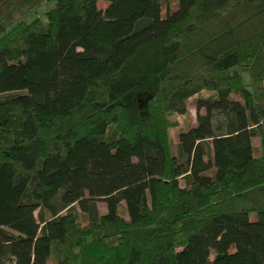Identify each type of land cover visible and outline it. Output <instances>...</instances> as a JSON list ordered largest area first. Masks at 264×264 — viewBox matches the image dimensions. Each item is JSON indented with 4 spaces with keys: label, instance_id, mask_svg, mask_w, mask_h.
Segmentation results:
<instances>
[{
    "label": "trees",
    "instance_id": "1",
    "mask_svg": "<svg viewBox=\"0 0 264 264\" xmlns=\"http://www.w3.org/2000/svg\"><path fill=\"white\" fill-rule=\"evenodd\" d=\"M176 4L0 35V264H264V0Z\"/></svg>",
    "mask_w": 264,
    "mask_h": 264
},
{
    "label": "rangeland",
    "instance_id": "2",
    "mask_svg": "<svg viewBox=\"0 0 264 264\" xmlns=\"http://www.w3.org/2000/svg\"><path fill=\"white\" fill-rule=\"evenodd\" d=\"M53 0H0V35L6 32L12 24L22 21L29 22L38 19L44 22V12L52 7ZM104 1H98L97 6L103 8ZM176 0H161L160 14L163 16L166 9L172 11L176 9ZM167 6V8H166ZM201 112V110L199 111ZM178 126L169 129L172 143L176 142L179 130L195 123L194 97L187 101V113L184 116H176ZM252 143L256 144V139L252 138ZM99 212H104L105 207L102 201H97ZM253 217V214L250 215Z\"/></svg>",
    "mask_w": 264,
    "mask_h": 264
}]
</instances>
